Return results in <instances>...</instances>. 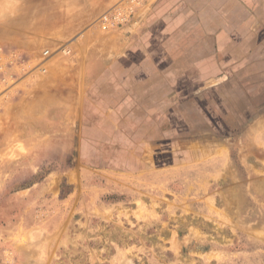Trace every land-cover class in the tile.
Instances as JSON below:
<instances>
[{
	"label": "rangeland",
	"instance_id": "1",
	"mask_svg": "<svg viewBox=\"0 0 264 264\" xmlns=\"http://www.w3.org/2000/svg\"><path fill=\"white\" fill-rule=\"evenodd\" d=\"M152 4L0 0V264H264V67L175 90L169 145L145 128L151 109H22L51 59L66 60L56 80L78 58L100 73Z\"/></svg>",
	"mask_w": 264,
	"mask_h": 264
},
{
	"label": "crops",
	"instance_id": "2",
	"mask_svg": "<svg viewBox=\"0 0 264 264\" xmlns=\"http://www.w3.org/2000/svg\"><path fill=\"white\" fill-rule=\"evenodd\" d=\"M145 23L129 35L123 31L113 47L106 45L103 67L96 76L79 74L80 67L90 64L78 58L71 65L73 76L56 80L50 75L66 60L51 59L50 73L40 76L45 78L44 85L24 82L22 109H31L29 104L35 99L44 105L33 109H113L111 113L132 109L134 114L138 109H151L144 112L149 116L144 126L152 129L153 139L161 140L154 144L169 145L175 130L170 110L175 108V90L181 88L188 95L189 89L184 88L191 81H226L231 74L239 75L241 67H264V0H153ZM22 42L27 50L41 46V41ZM74 43L70 48L77 46ZM39 87L48 91L44 96L49 95L52 102L43 100ZM145 156L141 151L138 161Z\"/></svg>",
	"mask_w": 264,
	"mask_h": 264
},
{
	"label": "bare ground",
	"instance_id": "3",
	"mask_svg": "<svg viewBox=\"0 0 264 264\" xmlns=\"http://www.w3.org/2000/svg\"><path fill=\"white\" fill-rule=\"evenodd\" d=\"M24 20H25V19H24ZM51 21H52V20H51ZM51 21H46V24L49 25ZM30 22H31V21H30ZM53 22H54V21H53ZM23 23H25V22H23ZM26 23L28 24V22H26ZM36 24H40V26H41V27H37L38 29H39V28H43V22H41V21H39V22L36 21ZM20 26L22 27V24H20ZM52 26H53V25H52ZM35 29H36V26H35ZM6 34H10V33H9V32H8V33L6 32ZM6 34H5V35H6ZM5 37H6V38H7V37L10 38V35H9V36L7 35V36H5ZM5 37H4V38H5ZM21 37H22V36H21ZM21 37H19V38H21ZM25 38H26V37H25ZM11 39H12V38H11ZM21 39H22V38H21ZM28 39H29V38H28ZM7 40H8V39H7ZM7 40H6V41H7ZM16 40H17V39H16ZM10 41H11V40H10ZM8 42H9V41H8ZM8 42H7V43H8ZM67 52H68V51H67ZM44 53H46V52H44ZM53 67H54V66H53ZM53 86H54V85H53Z\"/></svg>",
	"mask_w": 264,
	"mask_h": 264
}]
</instances>
